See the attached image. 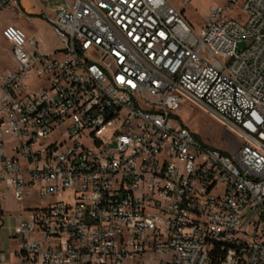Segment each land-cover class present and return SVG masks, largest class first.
<instances>
[{"label":"built area","instance_id":"2783aa9c","mask_svg":"<svg viewBox=\"0 0 264 264\" xmlns=\"http://www.w3.org/2000/svg\"><path fill=\"white\" fill-rule=\"evenodd\" d=\"M35 2L63 49L2 31L0 201L25 208L0 223V264H264V0L199 29L168 0ZM184 98L237 134L234 154L174 124Z\"/></svg>","mask_w":264,"mask_h":264},{"label":"rangeland","instance_id":"374dc122","mask_svg":"<svg viewBox=\"0 0 264 264\" xmlns=\"http://www.w3.org/2000/svg\"><path fill=\"white\" fill-rule=\"evenodd\" d=\"M228 1L229 0H190L189 2H185L183 0H168L176 9L183 11L185 19L195 29H199L202 26L205 15L211 7L226 6ZM49 3L51 9L55 10L62 5V0H49ZM19 4L21 7H19L18 10H6L0 15V34L6 26L10 25L11 20L26 19L22 7L27 10H33L35 8L34 11L39 13L37 16L33 17L34 22L29 27L33 33H30L29 36H33L41 41L40 48L43 53H52L62 50V42L54 33L52 25L40 16V10L35 0H20ZM13 68L14 61L10 47L7 42L2 39L0 40V74ZM44 85V79L35 78L27 82L30 92L36 91ZM175 116L176 117L173 118L174 124L186 127L201 143L208 147L220 149L228 154H234L240 147L241 140L227 124L188 98H184L182 107L178 113H175ZM59 200L66 201V195L59 198ZM30 202H37L42 206L49 204V200L40 199L38 192L32 195ZM2 206L14 213H19L21 210V206L13 201L11 194H9L7 199L2 203ZM150 257L151 255L147 256V259ZM155 258H160V255L156 254ZM6 264H17V260L14 256H9Z\"/></svg>","mask_w":264,"mask_h":264},{"label":"crops","instance_id":"0c3cea01","mask_svg":"<svg viewBox=\"0 0 264 264\" xmlns=\"http://www.w3.org/2000/svg\"><path fill=\"white\" fill-rule=\"evenodd\" d=\"M20 1V0H19ZM36 3V2H35ZM37 5V4H36ZM19 7H21V5L19 4ZM35 9V8H34ZM34 9L33 10H27V9H25V8H23L22 7V11L24 12V14L26 15V19L25 18H23L22 20H19V19H14V20H11L10 21V25H14V26H16V27H19V28H21L25 33H26V35L29 37V38H34L33 36H29V34L30 33H33V31L32 30H30V26L33 24V22H34V20H33V17L34 16H37V14L39 13H37V12H35L34 11ZM38 9H39V7H38ZM6 11V10H5ZM5 11H3L2 13H0V15L1 14H3ZM2 39H4L3 37H2V33L0 34V40H2ZM5 40V39H4ZM7 44L9 45V47H10V50H11V54H12V57H13V53H12V47H11V45L7 42ZM13 61H14V59H13ZM10 70V69H9ZM8 70V71H9ZM7 71V72H8ZM6 73V72H5ZM0 167H1V165H0ZM7 193H8V195L9 194H11V197H12V199H13V201L16 203V201H15V199H14V194H13V191H12V189H7ZM8 195H7V197H8ZM4 202V201H3ZM2 201H0V219H1V221H0V223L2 224V225H4V234L6 235L7 234V232L9 231V229L12 227V225H13V223L18 219V217H19V215H20V213H22V211L24 210V206L23 205H20L21 206V210H20V212L19 213H14V212H11L10 210H7L6 208H4L3 206H2V203H3ZM16 204H18V203H16ZM19 205V204H18ZM7 236V235H6ZM6 242V241H5ZM8 244L9 245H11L12 244V242H8Z\"/></svg>","mask_w":264,"mask_h":264}]
</instances>
